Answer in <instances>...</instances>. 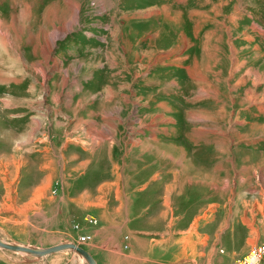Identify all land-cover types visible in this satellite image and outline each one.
Wrapping results in <instances>:
<instances>
[{
  "label": "rangeland",
  "instance_id": "obj_1",
  "mask_svg": "<svg viewBox=\"0 0 264 264\" xmlns=\"http://www.w3.org/2000/svg\"><path fill=\"white\" fill-rule=\"evenodd\" d=\"M0 37L2 240L98 264L264 247V0H0ZM37 185L41 216L24 212ZM84 261L0 249V264Z\"/></svg>",
  "mask_w": 264,
  "mask_h": 264
},
{
  "label": "crops",
  "instance_id": "obj_2",
  "mask_svg": "<svg viewBox=\"0 0 264 264\" xmlns=\"http://www.w3.org/2000/svg\"><path fill=\"white\" fill-rule=\"evenodd\" d=\"M173 3H178V4H184V3H187V2H190L191 0H171ZM45 193V188L44 187H42L41 185L40 186H35L34 188H32V189H25V194L28 196L29 195V201L27 202V203H25V210H24V212H27V213H29V212H31V211H34V214L35 215H37V216H41L42 214L40 213V211L42 210V204H43V201H44V198H45V195L46 194H44ZM85 197L84 196H80L78 199H76V200H74V201H77V205H80V206H82L83 207V210H85V211H88L89 209L85 206L86 205V203H85ZM85 206V207H84ZM133 204L131 205V207H130V209H132V211H130V209H129V205H128V219H126V221L124 222V224H128L129 222H130V215L132 216V215H134V213H136L135 212V210H134V208H133ZM36 211H39V212H36ZM164 215V214H163ZM26 218H27V220H28V218H29V215H26L25 216ZM29 223H31L30 221H29ZM27 225V224H26ZM31 225V224H30ZM33 227H35L36 229H38V230H40V231H48V230H52V232H55V226H53L51 223L50 224H47L46 225V228L45 229H43L41 226H33ZM251 230H253V229H251ZM236 232V231H235ZM234 232V233H235ZM258 232V231H257ZM252 233V232H251ZM127 235H131V241L133 242V243H135V246H136V248H140V246H142L141 244H143V241H141L142 239H140V238H138V235L139 234H146L145 233V230H142V232H140L139 230H133V232H131V231H127V233H126ZM98 236V232H95L94 233V239L96 238ZM249 236L251 237L252 235L250 234V232L247 234V238H249ZM246 238V239H247ZM255 239L256 238H254L252 241L251 240H248L247 241V244H250V243H252V242H255ZM108 244L106 243V245H102V248H103V250H104V248L107 246ZM133 245V244H132ZM105 246V247H104ZM135 246L133 245V246H131L132 247V249H133V251H132V253H134V249H135ZM119 251H121V249L119 248L118 249ZM214 251V250H213ZM116 254H120V253H118V252H115ZM105 254V253H104ZM140 256L138 255V252H136L135 253V258H136V260L139 258ZM120 261H121V258H119L118 259V262H119V264H120ZM137 264H138V262H137Z\"/></svg>",
  "mask_w": 264,
  "mask_h": 264
},
{
  "label": "water",
  "instance_id": "obj_3",
  "mask_svg": "<svg viewBox=\"0 0 264 264\" xmlns=\"http://www.w3.org/2000/svg\"><path fill=\"white\" fill-rule=\"evenodd\" d=\"M0 249L29 255L35 258H43L47 260L49 257L62 253V252H73L78 256L82 257L87 264H98L95 258L84 248L74 243H63L58 244L49 248H34L24 245H15L8 243L0 238Z\"/></svg>",
  "mask_w": 264,
  "mask_h": 264
},
{
  "label": "built area",
  "instance_id": "obj_4",
  "mask_svg": "<svg viewBox=\"0 0 264 264\" xmlns=\"http://www.w3.org/2000/svg\"><path fill=\"white\" fill-rule=\"evenodd\" d=\"M87 238L82 237V240L85 241ZM250 258L251 261H247V259ZM239 264H264V247L263 248H257L255 247L253 249V252H251L247 255V257L244 259V261H241Z\"/></svg>",
  "mask_w": 264,
  "mask_h": 264
},
{
  "label": "bare ground",
  "instance_id": "obj_5",
  "mask_svg": "<svg viewBox=\"0 0 264 264\" xmlns=\"http://www.w3.org/2000/svg\"><path fill=\"white\" fill-rule=\"evenodd\" d=\"M70 4H71V2H70ZM72 7H73V9L75 10V16H76V18H75V23H77L78 21H79V17H78V14L80 13V7L79 6H77V4H75V6H73L72 5ZM67 25H70V26H72V24L71 23H69V24H67ZM70 26H67V27H69L70 28ZM64 29V28H63ZM63 29H61V30H63ZM60 30V31H61ZM59 32V31H58ZM57 33V32H56ZM115 33H117L116 31H113V36L115 37L116 36V34ZM52 37L50 38V40H51V46H53L54 45V41H55V38L56 37H58L59 36V34H54V35H51ZM0 39H1V37H0ZM50 43V42H49ZM117 43V42H116ZM53 44V45H52ZM112 44V43H111ZM48 47H50V46H48ZM52 52V50H51V47L49 48V51H48V54H50ZM47 54V55H48ZM158 64V63H157ZM253 252V251H252ZM62 253H64V252H62ZM59 254V253H58ZM56 255V254H55ZM52 257V256H51ZM35 258V257H34ZM79 258H80V260H83L84 261V259L82 258V257H80L79 256ZM35 259H37V260H41V261H46L45 259H43V258H35ZM247 261L249 262V261H251V259L250 258H248L247 259ZM85 262V261H84Z\"/></svg>",
  "mask_w": 264,
  "mask_h": 264
}]
</instances>
